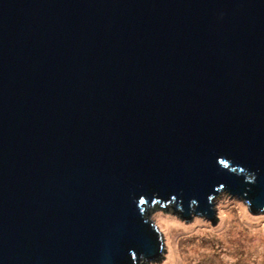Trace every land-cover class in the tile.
<instances>
[{"label":"water","instance_id":"obj_1","mask_svg":"<svg viewBox=\"0 0 264 264\" xmlns=\"http://www.w3.org/2000/svg\"><path fill=\"white\" fill-rule=\"evenodd\" d=\"M264 209V0H0V264H142L155 212Z\"/></svg>","mask_w":264,"mask_h":264},{"label":"rangeland","instance_id":"obj_2","mask_svg":"<svg viewBox=\"0 0 264 264\" xmlns=\"http://www.w3.org/2000/svg\"><path fill=\"white\" fill-rule=\"evenodd\" d=\"M239 206H243L246 214L253 219L247 222L254 224V227L250 228L241 222L238 217ZM225 215L229 216V222L223 227L220 226V221L221 216ZM150 217L160 230L163 247L158 258L152 261L142 260V264H165L168 255L167 238L170 236L177 251L181 254L193 245L206 249L199 256L194 255V258H187L183 264H264V256L255 257L252 254L253 249L257 251L259 247H264V235L260 237L258 232L252 231L264 228V209L251 211L244 199L228 196V191L221 193L219 224L207 218L183 219L182 213L155 212ZM172 221L185 227L192 226L193 230H174ZM163 222H168L171 229L167 231ZM232 229L239 231V234L227 237L228 231ZM254 244L258 247L253 248ZM223 253L229 254L231 258H225L223 261Z\"/></svg>","mask_w":264,"mask_h":264},{"label":"bare ground","instance_id":"obj_3","mask_svg":"<svg viewBox=\"0 0 264 264\" xmlns=\"http://www.w3.org/2000/svg\"><path fill=\"white\" fill-rule=\"evenodd\" d=\"M238 213H239L238 217H239V219L241 220L242 223L247 224V226H249L250 228L254 227V224H251V223L247 222L248 220H253V219L250 218V216L246 214L245 209L243 208V206H239L238 207ZM228 222H229V216L228 215L221 216L220 226L225 227V225H227ZM162 224L164 225V227L166 228L167 231L169 229H171L169 224H168V222H163ZM172 227H174V230H178V229L179 230L180 229L181 230H189V229L193 230L192 226L185 227V226L177 223L176 221H172ZM252 231L258 232L257 234H259L258 236H260V237L264 235V228H262V230H259V231H255V230H252ZM235 234H239V231L237 232L236 229H232V230L228 231V236L227 237H233V235H235ZM250 234H251V232H250ZM257 234H256V236H257ZM167 235H168V233H167ZM167 240H168V243H167V245H168V255H167V262H165V264H183V262L187 258H189V257L190 258H194V255L195 256H199L200 254H202V253H204L206 251V249H204V248H201V247H199L197 245H193V246L187 248V251H184L181 254L179 251H177V249H176V247L174 245V241H173L172 237L171 236L168 237ZM254 247L257 248L258 247L257 244H254L253 248ZM252 254L255 257L264 256V247L263 246H262V248L259 247L257 249V251H255L253 249L252 250ZM222 257H223V261H225V258L226 259H230L231 258V256L229 254H227V253H223Z\"/></svg>","mask_w":264,"mask_h":264}]
</instances>
